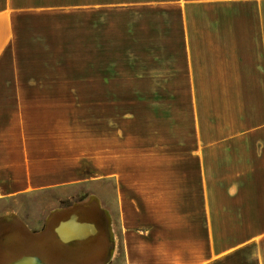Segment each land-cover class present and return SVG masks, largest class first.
I'll return each instance as SVG.
<instances>
[{
  "label": "crops",
  "instance_id": "obj_1",
  "mask_svg": "<svg viewBox=\"0 0 264 264\" xmlns=\"http://www.w3.org/2000/svg\"><path fill=\"white\" fill-rule=\"evenodd\" d=\"M103 178L116 215L5 205ZM119 237L121 264H264V0H0V264Z\"/></svg>",
  "mask_w": 264,
  "mask_h": 264
},
{
  "label": "rangeland",
  "instance_id": "obj_2",
  "mask_svg": "<svg viewBox=\"0 0 264 264\" xmlns=\"http://www.w3.org/2000/svg\"><path fill=\"white\" fill-rule=\"evenodd\" d=\"M117 66L119 68L117 71V74L119 75L118 81H124L125 77H127L126 72H128L129 67L126 66V64H118ZM102 92L104 98H108L111 94V92H108V90L105 89H103ZM125 93V90L113 89V96H115V98H122ZM82 172L94 174V171H91L88 168L82 169ZM116 190V182L114 180L103 178L100 181L85 182L79 186L69 187L67 189L60 188L56 190H46L40 193H34L33 195L21 196L17 200L6 202L5 205L12 209L19 210L24 219H26L30 225L35 226L37 223L31 222L32 219L38 220V222L42 223L45 216L52 208L57 206H69L79 198L88 199L90 195H94L91 199L99 200L104 207H107L115 214ZM118 256V264H121L123 250L120 237Z\"/></svg>",
  "mask_w": 264,
  "mask_h": 264
},
{
  "label": "flooded vegetation",
  "instance_id": "obj_3",
  "mask_svg": "<svg viewBox=\"0 0 264 264\" xmlns=\"http://www.w3.org/2000/svg\"><path fill=\"white\" fill-rule=\"evenodd\" d=\"M90 199H91L90 197H89L88 199H86V200H84V199H79L78 201H75V202H73L71 205L66 206V207H73V206H75L76 204H78V203H82V202H85V201L89 202ZM108 225H109V222H108ZM112 242H113V241H112ZM113 243H114V242H113Z\"/></svg>",
  "mask_w": 264,
  "mask_h": 264
},
{
  "label": "water",
  "instance_id": "obj_4",
  "mask_svg": "<svg viewBox=\"0 0 264 264\" xmlns=\"http://www.w3.org/2000/svg\"><path fill=\"white\" fill-rule=\"evenodd\" d=\"M72 239H74V238H72Z\"/></svg>",
  "mask_w": 264,
  "mask_h": 264
}]
</instances>
